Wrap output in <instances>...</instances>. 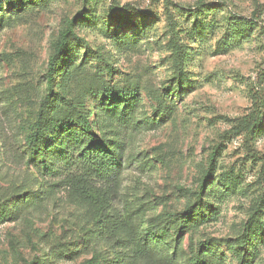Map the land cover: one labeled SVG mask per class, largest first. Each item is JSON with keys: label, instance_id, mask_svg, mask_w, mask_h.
Listing matches in <instances>:
<instances>
[{"label": "rangeland", "instance_id": "374dc122", "mask_svg": "<svg viewBox=\"0 0 264 264\" xmlns=\"http://www.w3.org/2000/svg\"><path fill=\"white\" fill-rule=\"evenodd\" d=\"M0 264H264V0H0Z\"/></svg>", "mask_w": 264, "mask_h": 264}, {"label": "trees", "instance_id": "16d2710c", "mask_svg": "<svg viewBox=\"0 0 264 264\" xmlns=\"http://www.w3.org/2000/svg\"><path fill=\"white\" fill-rule=\"evenodd\" d=\"M176 7L180 8V6H176ZM197 7L199 8V7H201V5L197 4L195 6V8H197ZM114 8H116L115 10H117V11L121 10V9L113 6V9ZM188 9H190V8H188ZM62 49H63V44H60L57 47L56 56H58L61 53ZM54 69H55V64H54V58H53V59H51L49 70H48L49 95L52 93V79H53L52 75H53ZM256 112L257 113H253L249 117L250 119L248 120L247 126L245 127L247 134H251L253 129L256 126H258L261 122L260 110L257 109ZM39 134H41L40 130H38L33 135L32 138H33V147H34L35 151H37L38 153L41 154V148H40V145L38 144V142L40 141ZM103 151H106V150H103ZM81 155L83 156V159H85L89 162L90 166L95 165L99 169L98 171L104 172L106 167H110V165H111L110 160L106 156H104L103 154H100V152H97V150H95V149L90 150L89 148H84V152H82L80 154V156Z\"/></svg>", "mask_w": 264, "mask_h": 264}]
</instances>
